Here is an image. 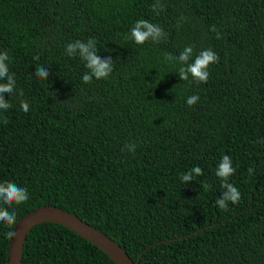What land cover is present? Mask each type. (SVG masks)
I'll list each match as a JSON object with an SVG mask.
<instances>
[{
	"label": "trees",
	"instance_id": "obj_1",
	"mask_svg": "<svg viewBox=\"0 0 264 264\" xmlns=\"http://www.w3.org/2000/svg\"><path fill=\"white\" fill-rule=\"evenodd\" d=\"M154 3L0 0V53L17 82L13 96L4 94L12 107L0 110V183L29 195L0 208L14 210L16 223L35 208H61L137 264H264V0H160L159 15ZM140 19L166 39L136 44L129 36ZM90 38L113 72L85 84L89 70L66 45ZM188 45L193 59L205 49L218 54L207 83L182 81L178 59H165ZM37 67L48 79L36 77ZM192 95L199 100L190 107ZM132 143L135 154L125 149ZM224 155L241 193L227 211L215 204ZM196 166L204 174L182 182ZM14 226L0 224V264ZM21 264L115 262L66 227L43 223L28 232Z\"/></svg>",
	"mask_w": 264,
	"mask_h": 264
},
{
	"label": "clouds",
	"instance_id": "obj_2",
	"mask_svg": "<svg viewBox=\"0 0 264 264\" xmlns=\"http://www.w3.org/2000/svg\"><path fill=\"white\" fill-rule=\"evenodd\" d=\"M160 0H155V3L151 5L154 12L159 15L162 10ZM212 31L216 32V27L213 26ZM167 34L158 25L150 22L147 19L138 20L130 30L129 38L132 39L138 45H144L146 42L151 41L153 43H160L166 39ZM220 33L217 32V39H220ZM97 42L95 39L90 38L87 42L76 40L66 45V54L71 57L79 56L81 60L85 62V67L89 70L82 76V80L85 84H89L93 81V78L108 79L113 72V60L108 58L107 60L101 59L97 55ZM194 55V46L188 45L179 54L178 58L173 57L171 54H167L165 59L167 61L177 60L180 63L178 75L182 81H188L190 84L195 81L197 84L207 83L210 78V66L219 63V56L211 49H205ZM9 56L7 52L0 53V110H8L12 107L9 100L4 98L5 93H9L12 96L16 93V79L14 74H10L8 62ZM36 77L40 79H48L49 72L44 67L36 68ZM191 77V80L189 79ZM23 95V93H20ZM199 100L197 95L189 96L186 100L188 106L195 105ZM21 109L27 114L29 112V105L26 101H21ZM7 121H5L6 123ZM125 149L135 154L136 145L126 144ZM236 169L232 166V160L229 155H224L220 160L217 169L216 176L221 180L222 197L215 201V204L223 211L228 210V203L237 204L241 200V193L232 183L229 182L230 178L235 173ZM253 171L252 168L248 169L249 174ZM203 169L199 166L192 168L185 174H182L180 179L184 183H188L195 176H202ZM29 199L28 190L22 188L12 182L0 183V203L5 205H19L27 202ZM0 224L6 225L12 228L16 224L15 211L9 212L7 208H0ZM16 235L14 231H8L6 236L11 239Z\"/></svg>",
	"mask_w": 264,
	"mask_h": 264
},
{
	"label": "water",
	"instance_id": "obj_3",
	"mask_svg": "<svg viewBox=\"0 0 264 264\" xmlns=\"http://www.w3.org/2000/svg\"><path fill=\"white\" fill-rule=\"evenodd\" d=\"M43 223L60 224L101 249L115 264H137L115 241L76 215L54 206H41L22 216L15 224L16 235L9 239L7 264H21L28 232Z\"/></svg>",
	"mask_w": 264,
	"mask_h": 264
}]
</instances>
